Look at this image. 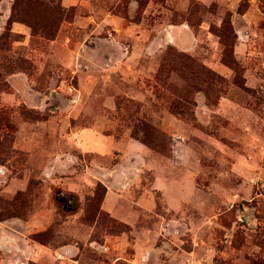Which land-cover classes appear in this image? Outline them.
<instances>
[{"label":"rangeland","instance_id":"374dc122","mask_svg":"<svg viewBox=\"0 0 264 264\" xmlns=\"http://www.w3.org/2000/svg\"><path fill=\"white\" fill-rule=\"evenodd\" d=\"M23 1L0 264H264V0Z\"/></svg>","mask_w":264,"mask_h":264},{"label":"trees","instance_id":"16d2710c","mask_svg":"<svg viewBox=\"0 0 264 264\" xmlns=\"http://www.w3.org/2000/svg\"><path fill=\"white\" fill-rule=\"evenodd\" d=\"M25 1H29L30 2L32 0H25ZM16 3H17V5L18 4L25 5L23 0H15V3L13 5V11L15 10ZM10 21L12 22V21H23V20H19V19L14 18V12H12L11 17H10ZM223 27H225V28H227V30L231 31V27H230V24H229L228 21L224 22ZM223 41H224V43H223L224 44V52H227V50H229V49L231 51V44H228L226 42V40H223ZM229 46H230V48H229Z\"/></svg>","mask_w":264,"mask_h":264},{"label":"crops","instance_id":"0c3cea01","mask_svg":"<svg viewBox=\"0 0 264 264\" xmlns=\"http://www.w3.org/2000/svg\"><path fill=\"white\" fill-rule=\"evenodd\" d=\"M64 1V0H63ZM9 5H10V0H2L1 2H0V6L2 7V9L4 10H6L8 7H9ZM19 24H15L14 25V28L15 29H19V26H18ZM17 27V28H16ZM94 143L96 142V141H93ZM102 143H104V142H102V141H100V144H101V146L103 145V147H105V151H107L108 149H107V146L106 145H108V143L107 142H105L104 144H102ZM96 144V143H95Z\"/></svg>","mask_w":264,"mask_h":264},{"label":"built area","instance_id":"2783aa9c","mask_svg":"<svg viewBox=\"0 0 264 264\" xmlns=\"http://www.w3.org/2000/svg\"><path fill=\"white\" fill-rule=\"evenodd\" d=\"M73 89H74V87H72V86H67L66 87V90H67L68 93H71L73 91Z\"/></svg>","mask_w":264,"mask_h":264}]
</instances>
